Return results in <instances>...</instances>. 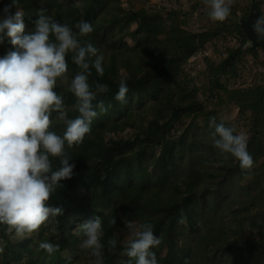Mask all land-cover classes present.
<instances>
[{"label": "trees", "instance_id": "16d2710c", "mask_svg": "<svg viewBox=\"0 0 264 264\" xmlns=\"http://www.w3.org/2000/svg\"><path fill=\"white\" fill-rule=\"evenodd\" d=\"M241 1L234 0L225 21L214 22L206 13L208 25L192 30L181 7H126L123 0H18L26 33L41 7L74 31L82 20L92 24L94 31L83 39L103 55L104 75L92 69L89 81L108 86L98 99L111 107L93 120L82 143L66 147L74 175L61 181L48 202L62 207L63 215L50 217L21 240L0 225V264H95L79 246L80 226L95 216L103 222V264H128L118 234L128 220L153 225L162 241L152 249L158 264H264V72L246 84L240 81L250 62L264 65V47L250 43L240 19L247 17L252 1L264 13L261 0H249L239 15ZM197 2L194 11L207 8L204 0ZM10 4L0 0V19ZM211 44L220 57L205 58L198 81L195 65L187 62ZM10 50L5 40L0 57ZM67 61L70 82L79 68L71 54ZM121 80L129 88L124 104L114 98ZM55 91L64 97L68 118H75L68 84L58 82ZM220 108L235 109L247 126L251 170L241 169L238 160L213 146L210 117L235 127ZM52 119V130L62 135L65 125L55 114ZM129 126L134 131L127 137L108 138L109 132ZM53 167H59V160H53ZM181 212L187 218L184 225L177 223ZM112 217L116 225L109 224ZM113 236L117 249L109 252L107 241ZM45 241L59 244V250L49 254L39 249Z\"/></svg>", "mask_w": 264, "mask_h": 264}, {"label": "clouds", "instance_id": "9594fccd", "mask_svg": "<svg viewBox=\"0 0 264 264\" xmlns=\"http://www.w3.org/2000/svg\"><path fill=\"white\" fill-rule=\"evenodd\" d=\"M233 3L234 0H204L214 22L225 21ZM17 4L18 0H11L0 19V44L7 40L14 49L0 57V225L7 226L16 238L24 239L38 232L50 217L63 215L62 207L48 202L62 187L61 181L74 175L75 165L69 162L72 158L66 147L82 143L91 132L93 120L111 105L106 107L98 99L109 91L108 86L89 81L92 69L98 76L104 75L103 55L83 39L94 31L92 24L82 20L74 31L68 23L46 15L47 9L41 7L33 29L26 33L24 13ZM253 31L264 39V15L255 21ZM69 54L79 68L70 82ZM58 82L68 84V91L75 97V118H68L64 97L55 91ZM128 92L126 81L121 80L115 100L126 103ZM53 114L65 125L62 135L52 130ZM209 126L214 129L213 146L238 160L241 169L251 170L254 160L247 150L246 134L223 121L217 123L215 117H210ZM53 160H59L58 168L54 169ZM177 223H187L183 212ZM109 224L116 225L115 217L109 219ZM102 225L101 217L95 216L80 226L83 240L79 246L95 258V264H103ZM124 225L128 236L121 254L129 258L128 264H158L152 249L162 241L154 234L153 225L131 220L124 221ZM117 244L115 236L108 239V251L115 252ZM59 248V244L46 241L39 244V249L49 254Z\"/></svg>", "mask_w": 264, "mask_h": 264}, {"label": "rangeland", "instance_id": "374dc122", "mask_svg": "<svg viewBox=\"0 0 264 264\" xmlns=\"http://www.w3.org/2000/svg\"><path fill=\"white\" fill-rule=\"evenodd\" d=\"M198 0H123L124 5L126 7H129L130 4L135 6L136 8H141V7H165V8H174V7H181L185 12H187V24L188 27L192 30H196L199 28L204 27L205 25H208L210 20L208 19L207 12L208 9L204 8L202 9H197L194 11V6L197 5ZM262 1V10L264 13V0ZM249 0H242L240 3V7L238 8L237 12L239 15H242L245 10H247V6L249 4ZM206 6V5H205ZM136 26V25H134ZM128 41L133 44L134 41L131 38H128ZM221 43V42H220ZM223 44V42H222ZM232 45V41H226V45ZM212 48V55L211 57L214 59H218L220 55L218 54V51L216 50L215 45L211 44L210 45ZM205 66V60L203 63H198L195 66H193L195 71H193V74L197 77L196 79L200 81L199 79V73L202 68ZM192 67V66H191ZM256 72H264V65L261 62H250L247 67H244L242 72H241V77L240 81L242 84H246L247 82L251 81L254 74ZM220 114L222 116H225L227 119L231 120L234 124L235 127L239 132H243L247 136V126L244 124L239 119V115L237 111L233 108L225 109V108H220ZM190 120V118L187 119V122ZM199 123L203 122V117L198 119ZM134 128L132 126H129L124 130L123 132L120 133H115V132H109L108 133V138L111 137H118V136H125L127 137L131 133H133ZM119 236L120 238L123 239V241L126 240L128 236L127 229L121 228L119 229ZM14 240H20L19 238H16L14 233L12 235Z\"/></svg>", "mask_w": 264, "mask_h": 264}, {"label": "water", "instance_id": "95a60500", "mask_svg": "<svg viewBox=\"0 0 264 264\" xmlns=\"http://www.w3.org/2000/svg\"><path fill=\"white\" fill-rule=\"evenodd\" d=\"M260 15H262L261 10L257 4L252 1L250 3V10L247 17L241 18L240 24L252 45L264 47V39H259L256 33L253 31V24L260 17Z\"/></svg>", "mask_w": 264, "mask_h": 264}, {"label": "built area", "instance_id": "2783aa9c", "mask_svg": "<svg viewBox=\"0 0 264 264\" xmlns=\"http://www.w3.org/2000/svg\"><path fill=\"white\" fill-rule=\"evenodd\" d=\"M235 42V41H233ZM221 52L223 55L226 54L225 48L222 46L221 47ZM212 55V48L211 47H204L202 49H199L198 51H196L194 54L191 55V57L189 58L187 65H196V63L200 64L203 63L205 58L207 56H211Z\"/></svg>", "mask_w": 264, "mask_h": 264}, {"label": "crops", "instance_id": "0c3cea01", "mask_svg": "<svg viewBox=\"0 0 264 264\" xmlns=\"http://www.w3.org/2000/svg\"><path fill=\"white\" fill-rule=\"evenodd\" d=\"M21 240V239H20Z\"/></svg>", "mask_w": 264, "mask_h": 264}]
</instances>
